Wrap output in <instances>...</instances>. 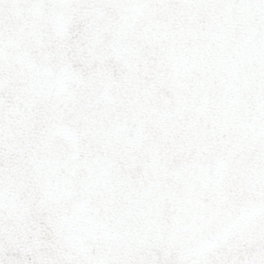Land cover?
<instances>
[{
	"label": "snow or ice",
	"instance_id": "6c2138e0",
	"mask_svg": "<svg viewBox=\"0 0 264 264\" xmlns=\"http://www.w3.org/2000/svg\"><path fill=\"white\" fill-rule=\"evenodd\" d=\"M0 264H264V0H0Z\"/></svg>",
	"mask_w": 264,
	"mask_h": 264
}]
</instances>
